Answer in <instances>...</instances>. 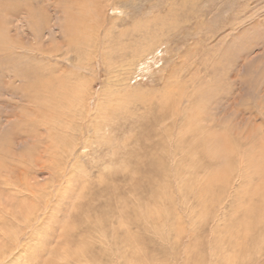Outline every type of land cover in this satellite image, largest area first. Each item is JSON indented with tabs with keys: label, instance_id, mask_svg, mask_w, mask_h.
<instances>
[{
	"label": "rangeland",
	"instance_id": "obj_1",
	"mask_svg": "<svg viewBox=\"0 0 264 264\" xmlns=\"http://www.w3.org/2000/svg\"><path fill=\"white\" fill-rule=\"evenodd\" d=\"M0 47V264H264V0H0Z\"/></svg>",
	"mask_w": 264,
	"mask_h": 264
},
{
	"label": "bare ground",
	"instance_id": "obj_2",
	"mask_svg": "<svg viewBox=\"0 0 264 264\" xmlns=\"http://www.w3.org/2000/svg\"><path fill=\"white\" fill-rule=\"evenodd\" d=\"M242 25V24H241ZM253 45V44H252ZM12 46V45H11ZM1 48V47H0ZM243 49V48H242ZM246 49V48H245ZM252 73V72H251ZM212 129V128H211ZM147 130V129H146ZM217 134H218V132H217ZM220 137V136H219ZM210 138H211V136H210ZM213 138V140H215V137H212ZM206 139H208V138H206ZM211 140V139H210ZM216 141V140H215ZM224 144V143H223ZM210 145V144H209ZM212 145V144H211ZM216 145V144H215ZM213 146V145H212ZM215 147V146H214ZM207 149H209L210 150V148L208 147ZM205 150V149H204ZM213 150V149H212ZM206 151V150H205ZM216 151L217 150H215L214 149V151H208V154L209 155H215L216 154ZM28 154V153H27ZM22 159V158H21ZM259 161V160H258ZM27 162V161H26ZM261 163V162H260ZM263 167V166H262ZM256 168V167H255ZM253 169H254V167H253ZM258 172V171H257ZM261 173H262V171H260ZM131 173V172H130ZM264 173V172H263ZM144 175V174H143ZM21 176V175H20ZM7 178V177H6ZM215 180V179H214ZM19 185V184H18ZM24 188H26V187H24ZM11 196V195H10ZM133 210V209H132ZM86 214V213H85ZM261 215V213L259 212L258 214H257V216L259 217ZM18 217V216H17ZM261 218H263L264 216H260ZM20 218V217H19ZM142 220V219H141ZM240 223V222H239ZM251 227H252V225H251ZM245 228V227H244ZM254 230V229H253ZM15 232V231H14ZM13 235V234H12ZM4 244V243H3ZM43 244V243H42ZM2 247V246H1ZM82 247V246H81ZM85 248V247H84ZM88 249V248H87ZM88 251V250H87ZM83 252H84V250H83ZM98 252V251H97ZM87 253V252H86ZM87 255V254H86ZM89 255V254H88ZM92 255V254H91ZM90 255V256H91ZM90 258V257H89ZM56 264V263H55Z\"/></svg>",
	"mask_w": 264,
	"mask_h": 264
}]
</instances>
